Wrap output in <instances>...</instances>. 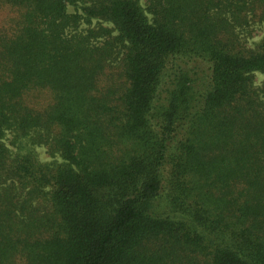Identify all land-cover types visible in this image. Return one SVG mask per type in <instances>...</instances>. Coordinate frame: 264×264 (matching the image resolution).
<instances>
[{"label":"trees","instance_id":"obj_1","mask_svg":"<svg viewBox=\"0 0 264 264\" xmlns=\"http://www.w3.org/2000/svg\"><path fill=\"white\" fill-rule=\"evenodd\" d=\"M0 12V264H264V0Z\"/></svg>","mask_w":264,"mask_h":264},{"label":"rangeland","instance_id":"obj_2","mask_svg":"<svg viewBox=\"0 0 264 264\" xmlns=\"http://www.w3.org/2000/svg\"><path fill=\"white\" fill-rule=\"evenodd\" d=\"M144 3V0H142ZM68 11L72 12L75 10L74 6L69 5ZM2 15V12H0V17ZM93 24H95V21H93ZM105 25L111 27L109 23H105ZM85 27V25H82ZM113 33H116L113 31ZM264 36V20L255 21L251 23V26L249 27V32H245V44L247 47L254 48L262 39ZM264 83V73L256 71L253 73V84L256 87H259L261 84ZM32 133L28 134L25 139L22 141L21 144L14 142L13 137L11 133H7V135L4 138V143L6 146L10 149L11 155H15L17 153H24L27 151H31L35 154L37 160L40 163L44 164H52V163H58L61 161L60 157L58 155H51L44 144L40 143H33L32 142Z\"/></svg>","mask_w":264,"mask_h":264}]
</instances>
